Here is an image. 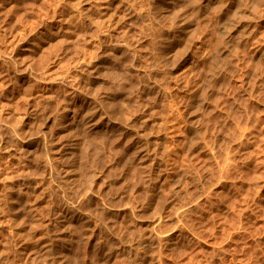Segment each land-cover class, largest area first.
<instances>
[{
    "label": "rangeland",
    "instance_id": "374dc122",
    "mask_svg": "<svg viewBox=\"0 0 264 264\" xmlns=\"http://www.w3.org/2000/svg\"><path fill=\"white\" fill-rule=\"evenodd\" d=\"M155 1L0 0V264H264V0Z\"/></svg>",
    "mask_w": 264,
    "mask_h": 264
},
{
    "label": "bare ground",
    "instance_id": "6f19581e",
    "mask_svg": "<svg viewBox=\"0 0 264 264\" xmlns=\"http://www.w3.org/2000/svg\"><path fill=\"white\" fill-rule=\"evenodd\" d=\"M156 1H157V0H156ZM156 1H155V2H156ZM167 1L169 2L170 0H166V2H167ZM173 1H174V0H173ZM178 1H179V0H178ZM247 1H248V0H247ZM256 1H257V4H258V1H259V0H256ZM256 1H255V4H256ZM261 1H262V0H260V2H261ZM183 2H184V1H182V3H183ZM186 2H187V1H186ZM194 2H196V1H193V3H194ZM238 2H239V0L237 1V3H238ZM245 2H246V0H245ZM249 2H250V0H249ZM251 2L254 3L253 1H251ZM251 2H250V3H251ZM179 3H180V2H179ZM187 3H188V2H187ZM191 3H192V1H191ZM191 3H190V4H191ZM196 3H198V2H196ZM200 3H201V0H200ZM241 3L243 4L244 2L241 0ZM241 3H240V5H242ZM160 4H162V3H160ZM238 4H239V3H238ZM247 4H248V3H247ZM261 4H262V3H261ZM196 5H197V4H196ZM232 5H233V4H232ZM248 5H249V4H248ZM248 5H247V6H248ZM158 6H159V5H158ZM263 6H264V5H263ZM154 7H155V6H154ZM162 7H163V6H162ZM172 7H173V5H172ZM231 7H232V6H231ZM242 7H245V6H242ZM261 7H262V6H261ZM164 8H165V7H164ZM235 8H236V7H235ZM246 8L248 9V7H246ZM229 9H230V8H229ZM231 9H232V8H231ZM237 9H238V11H239V7H238ZM237 9H236V11H237ZM240 9H241V8H240ZM243 9H244V8H243ZM259 9H260V8H259ZM164 10H165V9H164ZM166 10H167V9H166ZM170 10H171V9H170ZM179 10H180V9H179ZM227 10H228V8H227ZM250 10H251V9H250ZM250 10H248V11H250ZM257 10H258V8H257ZM257 10L255 9L254 11H257ZM260 10H261V9H260ZM158 11H159V10H158ZM168 11H169V10H168ZM177 11H178V10H177ZM177 11L174 10L175 14H176ZM180 11H181V10H180ZM231 11H232V10H231ZM263 11H264V10L262 9V13H261V14H263ZM174 12H173V13H174ZM225 12H227V11H225ZM241 12H242V11H241ZM241 12L238 13V15L240 14V15L242 16V18H241V17H240V18L243 19V15H244V14L242 15ZM245 12H246V11H245ZM257 12H258V11H257ZM164 13H165V12H164ZM177 13H179V11H178ZM180 13H181V12H180ZM243 13H244V12H243ZM157 14H159V13H157ZM157 14L155 13V15H157ZM161 14H162V13H161ZM175 14H174V15H175ZM236 14H237V13H236ZM248 14H250V13H248ZM248 14L246 13V16H250V15H248ZM261 14H260V15H261ZM165 15H166V14H165ZM168 15L171 16L170 13H169ZM238 15H237V16H238ZM255 15H256V12H255L254 16H252V14H251L252 17H255ZM257 15H258V14H257ZM149 16H150V15H149ZM161 16H162V15H161ZM237 16H236V17H237ZM258 16H259V15H258ZM258 16H257L256 18H258ZM154 17H156V16H154ZM162 17H163V16H162ZM164 17H166V16H164ZM184 17H185V16H184ZM232 17H235V16L232 15ZM236 17H235V18H236ZM259 17H260V16H259ZM122 18H123V17H122ZM147 18H148V17H147ZM169 18H171V17H169ZM162 19H163V18H162ZM175 19H176V18H175ZM231 19H232V18H231ZM254 19H255V18H254ZM261 19H262V18H261ZM261 19H260V20H261ZM152 20H153V19H152ZM159 20H160V19H159ZM249 20H250V19H249ZM260 20H257V21H260ZM119 21H120V20H119ZM150 21H151V19H150ZM157 21H158V19H157ZM157 21H156V22H157ZM171 21H172V20H171ZM174 21H175V20H174ZM176 21H177V20H176ZM187 21H188V20H187ZM187 21H186V23H188ZM232 21H233V20H232ZM239 21H240V19H239ZM245 21H246V20H245ZM250 21H251V20H250ZM257 21H255V23H256ZM160 22H161V21H160ZM172 22H173V21H172ZM184 22H185V21H184ZM178 23H179V21H178ZM186 23H184V24H186ZM232 23H233V22H232ZM240 23H241V22H240ZM242 23H243V22H242ZM247 23H248V22H247ZM255 23H254V24H255ZM257 23H258V22H257ZM153 24H154V23H153ZM159 24H160V23H159ZM181 24H183V23L180 22V25H181ZM236 24H237V23L235 22L234 25L236 26ZM168 25H169V24H167L166 26H168ZM186 25H187V24H186ZM238 25H239V24H238ZM238 25H237V26H238ZM163 26H164V25H163ZM174 26H175V28H177V27L179 26V24H178L177 27H176V24H174ZM243 26H244V24H243ZM245 26H246V25H245ZM170 27H171V26H170ZM256 27H257V24H256ZM182 28H183V27H182ZM182 28H180V29H182ZM244 28H245V27H243V29H244ZM167 29L170 30V28H168V27H167ZM167 29H166V30H167ZM171 29H172V28H171ZM251 29H252V28H251ZM251 29H250V30H251ZM253 29H254V28H253ZM256 29H257V28H256ZM162 30H163V29H162ZM182 30H183V29H182ZM245 30H247V29H245ZM250 30H248V31H250ZM259 30H260V29H259ZM175 31H176V30H175ZM256 31H257V30H256ZM260 31H261V30H260ZM171 32H172V31H171ZM182 32H184V31H182ZM245 32H246V31H244V33H245ZM252 32L255 33L254 31H252ZM175 33H176V32H175ZM244 33H243V36H245ZM253 33H252V35H253ZM258 33H259V32H258ZM260 33H261V32H260ZM156 34H157V33H156ZM156 34H154V35H156ZM158 34H159V33H158ZM179 34H180V33H179ZM255 34H256V33H255ZM261 34H262V33H261ZM261 34H260V35H261ZM152 35H153V34H152ZM154 35H153V36H154ZM172 35H173V34H172ZM176 35H177V34H175V36H176ZM248 35H249V32H248ZM250 35H251V34H250ZM252 35H251V36H252ZM163 36H164V35H163ZM167 36H168V35H167ZM167 36H166V37H167ZM173 36H174V35H173ZM243 36H242V37H243ZM246 36H247V34H246ZM262 36H263V35H262ZM108 37H109V36H108ZM156 37H157V36H156ZM111 38H112V36H111ZM163 38H164V37H163ZM249 38H250V37H249ZM252 38H254V37H251V39H252ZM161 39H162V38H161ZM169 39H170V37H169ZM179 39H180V38H179ZM243 39H244V38H243ZM254 39H257V37L254 38ZM262 39H263V38H262ZM112 40H113V39H112ZM125 40H126V39H125ZM157 40H158V38H157ZM113 41H114V40H113ZM126 41H127V40H126ZM169 41H170V40H169ZM175 41H176V40H175ZM247 41H248V37H247ZM252 41H253L254 43H255V42H259V39H258V41H257V40H252ZM252 41H251V42H252ZM260 41H261V40H260ZM262 41H263V40H262ZM109 42H110V41H109ZM127 42H128V41H127ZM173 42H174V41H173ZM115 43H116V42H114V44H115ZM158 43H159V42H158ZM167 43H168V42H167ZM118 44H119V43H118ZM122 44H124V42L121 43V45H122ZM129 44H130V43H129ZM171 44H172V43H171ZM124 45L126 46V42H125ZM130 45L132 46V44H130ZM257 45H259V44H257ZM127 46H128V45H127ZM135 46H136V45H135ZM108 47H109V46H108ZM112 47H114V46H112ZM128 47H130V46H128ZM174 47H175V46H174ZM256 47H257V46H256ZM118 48H119V47H118ZM123 48H124V47H123ZM132 48H133V47H132ZM108 49H109V48H108ZM116 49H117V48H116ZM116 49H115V50H116ZM128 49H130V48H128ZM165 49H166V48H165ZM177 49H178V48H177ZM258 49H259V48H258ZM113 50H114V49H113ZM122 50H123V49H122ZM130 50H131V49H130ZM134 50H135V49H134ZM137 50H138V49H137ZM166 50H168V48H167ZM179 50H180V49H179ZM256 50H257V49H256ZM126 51L128 52L127 49H126ZM109 52H110V53H109ZM112 52H114V51H112ZM115 52H116V51H115ZM124 52H125V50H124ZM134 52H136V51H134ZM137 52H138V51H137ZM181 52H182V51H181ZM108 53H109L108 55H110V54H111V51H108ZM128 53H129V52H128ZM128 53H127V54H128ZM132 53H133V52H132ZM132 53H130V54H132ZM164 53H165V52H164ZM173 53H174V52H173ZM183 53H184V52H183ZM185 53H186V52H185ZM185 53H184V54H185ZM263 53H264V52H263ZM105 54H107V53H105ZM114 54H115V53H114ZM114 54H113V57L115 56ZM120 54H122V53H120ZM120 54H118V55L120 56ZM168 54H169V53H168ZM180 54H181V53L179 52V55H180ZM186 54H187V53H186ZM261 54H262V52H261ZM261 54H260V55H261ZM118 55L116 54V56H118ZM124 55H125V54H124ZM135 55H137V54H135ZM262 55H263V54H262ZM262 55H261V56H262ZM104 56H105V55H104ZM110 56H112V54H111ZM125 56H126V55H125ZM163 56H164V55H163ZM175 56H176V55H174V57H175ZM186 56H187V55H186ZM136 57H137V56H136ZM166 57H167V56H165V58H166ZM236 57H237V56H236ZM239 57H240V56H239ZM248 57H250V56H248ZM252 57H253V56H252ZM263 57H264V55H263ZM263 57H262V58H263ZM107 58L109 59L108 56H107ZM122 58H123V55H122L121 59H122ZM127 58H128V57H127ZM176 58H177V57H176ZM176 58H174V59H176ZM180 58H181V57H180ZM253 58H254V57H253ZM262 58H259V59L261 60ZM112 59H113V58H112ZM131 59H132V58H131ZM131 59H130V61H131ZM169 59H170V58H168V60H169ZM171 59H172V58H171ZM178 59H179V58H177V59L175 60L174 63H177L176 61H178ZM186 59H187V57H186ZM106 60H107V59H106ZM113 60H115V59H113ZM125 60H126V59H125ZM179 60H180V59H179ZM181 60H182V59H181ZM240 60H241V59H240ZM240 60H239V61H240ZM247 60H248V58H247ZM253 60H254V59H253ZM260 60H258V61H260ZM116 61H118V63H119V57H118V60H116ZM116 61H115V62H116ZM121 61H122V60H121ZM121 61H120V62H121ZM173 61H174V60H173ZM242 61H243V60H242ZM254 61H255V60H254ZM111 62H112V61H111ZM127 62H128V59H127ZM134 62H135V57H134V61H133V63H134ZM255 62H257V61H255ZM260 62H261V61H260ZM133 63H132V64H133ZM135 63H136V62H135ZM171 63H173V62H171ZM171 63H170V64H171ZM174 63H173V64H174ZM246 63H247V62H246ZM261 63H263V61H262ZM104 64H105V63H104ZM125 64H127V63H125ZM128 64H129V63H128ZM170 64H169V65H170ZM173 64H171V65L173 66ZM258 64H259V62H258L256 65H258ZM108 65H109V64H108ZM171 65H170V66H171ZM175 65H176V64H175ZM243 65H244V64H243ZM117 66H118V65H117ZM121 66H123V65L121 64ZM124 66H125V65H124ZM128 66H129V65H128ZM130 66H131V65H130ZM239 66H240V65H239ZM259 66H260V65H259ZM108 67H109V66H108ZM112 67H113V66H112ZM245 67H247V66H245ZM256 67H257V66H256ZM260 67H261V66H260ZM260 67H259V68H260ZM110 68H111V67H110ZM115 68H116V67H115ZM123 68H124V67H123ZM125 68H126V67H125ZM131 68H132V67H131ZM177 68H178V67H177ZM240 68H241V67H240ZM240 68H239V69H240ZM243 68H244V66H243ZM248 68L251 69L252 67H251V68L248 67ZM257 68H258V67H257ZM111 69H113V68H111ZM117 69H118V67H117ZM117 69H116V70H117ZM120 69H121V67H120ZM246 69H247V68H246ZM249 69H248V70H249ZM116 70H115V71H116ZM228 70H231V69H228ZM244 70H245V69H244ZM248 70H247V71H248ZM253 70H254V69H253ZM111 71H112V70H111ZM258 71H259V70H258ZM258 71H256V72L258 73ZM262 71H263V70H262ZM123 72H124V71H123ZM232 72H233V71H232ZM253 72H254V71H253ZM110 73H111V72H110ZM113 73H114V69H113ZM117 73H119V72H117ZM127 73H128V72H127ZM150 73L152 74V72H150ZM261 73H262V72H261ZM261 73H260V74H261ZM115 74H116V73H115ZM147 74H148V73H147ZM239 74H240V73H239ZM253 74H256V73L254 72ZM117 75H118V74H117ZM152 75H153V74H152ZM244 75H245V74H244ZM249 75H250V74H249ZM249 75H248V77H249ZM256 75H257V74H256ZM256 75H254V76H256ZM122 76L124 77L123 74H122ZM237 76H238V75H237ZM113 77L115 78L114 74H113ZM120 77H121V76H120ZM151 77H152V76H150V78H151ZM229 77H230V76H229ZM234 77H236V76L234 75ZM114 78H113V79H114ZM116 78H117V77H116ZM127 78H128V77H127ZM237 78H238V77H237ZM251 78H253V75H252V77H250L249 79H251ZM113 79H112V80H113ZM256 79H257V78H256ZM258 79H259V78H258ZM258 79H257V80H258ZM238 80H239V78H238ZM242 80H243V79H242ZM245 80H246V79H245ZM259 80H260V79H259ZM114 81H115V79H114ZM125 81H126V80L124 79V82H125ZM251 81H252V80H251ZM254 81H255V79H254ZM249 83H250V80H249ZM251 83H252V82H251ZM256 83H257V82H256ZM243 84H244V83H243ZM252 85H253V84H252ZM259 85H260V84H259ZM122 86H123V85H122ZM250 86H251V85H250ZM253 87H254V86H253ZM255 87H256V86H255ZM248 88H249V87H248ZM250 88H251V87H250ZM259 88H260V87H259ZM151 89H152V88L150 87V90H151ZM254 89H255V88H254ZM248 90H249V89H248ZM248 90H247V91H248ZM251 90H252V89H251ZM148 91H149V90H148ZM238 91H239V90H238ZM249 91H250V90H249ZM146 93H147V92H146ZM150 93H151V92H150ZM251 94H252V93H251ZM251 94H250V95H251ZM253 94H254V93H253ZM256 94H257V93H256ZM108 95H110V94H108ZM146 95H147V94H146ZM258 95H259V94H258ZM262 95H263V94H262ZM144 96H145V95H144ZM247 96H248V95H247ZM254 96H256V95H253V97H254ZM260 96H261V95H260ZM260 96H259V97H260ZM111 97H112V95H111ZM241 97H242V99H243V96H241ZM256 97H257V96H256ZM246 98H248V97H246ZM249 98H250V97H249ZM249 98H248V99H249ZM263 98H264V96H263ZM97 99H98V98H97ZM240 99H241V98H240ZM242 99H241V100H242ZM248 99H247V100H248ZM261 99H262V98H261ZM109 100H110V99H109ZM241 100H239V102H240L239 104H241ZM243 100H244V99H243ZM247 100H244V101H247ZM262 100H264V99H262ZM262 100H260V101L262 102ZM99 101L101 102V100H99ZM102 101H104V99H103ZM150 101H151V100H150ZM156 101H157V100H156ZM250 101H251V100H250ZM252 101H254V100H252ZM109 102H110V101H109ZM111 102H112V101H111ZM248 102H249V101H248ZM106 103H107V102H106ZM150 103H151V102H150ZM153 103H155V101H154ZM244 103H247V102H244ZM244 103H242V106H243V105H246V104H244ZM252 103H253V102H252ZM258 103H259V102H258ZM103 104H105V102H103ZM103 104L101 103V106H102ZM113 104H115V103H113ZM239 104H237V105H239ZM255 104H256V103H255ZM106 105H107V104H106ZM109 105L112 106V104H109ZM147 105H148V104H146L145 106H147ZM152 105H153V104H152ZM155 105H156V104H155ZM249 105H250V104H248V106H249ZM251 105H252V104H251ZM251 105H250V108H251ZM113 106H114V105H113ZM113 106H112V107H113ZM258 106H259V105H258ZM105 107H106V106H105ZM105 107L103 106L102 108H105ZM147 107H148V106H147ZM109 108L112 109L111 107H109ZM242 108H243V107H242ZM247 108H248V107H247ZM247 108H245V110H249V109H247ZM254 108H255V106H254ZM263 108H264V107H263ZM114 109H115V107H114ZM146 109H147V108H145V110H146ZM251 109H252V108H251ZM256 109H257V108H256ZM108 110H109V109H108ZM145 110H144V111H145ZM258 110H259V109H258ZM261 110H262V109H261ZM114 111H115V110H114ZM114 111H113V112H114ZM148 111H149V110H148ZM151 111H152V110H151ZM252 111H253V110H252ZM256 111H257V110H255V112H256ZM228 112H229V111H228ZM262 112H263V111H262ZM137 113H138V112H137ZM258 113H259V112H257V114H258ZM263 113H264V112H263ZM111 114H112V111H111ZM111 114H110V115H111ZM147 114H148V113H147ZM227 114H229V113H227ZM255 114H256V113H255ZM263 115H264V114H263ZM112 116H113V115H112ZM152 116H154V115H152ZM256 116H257V115H256ZM258 116H259V115H258ZM114 117H115V116H114ZM136 117H137V116H136ZM140 117H141V116H140ZM143 117H144V116H143ZM149 117H150V116H149ZM149 117H148V119L153 118V117H150V118H149ZM230 117H231V116H230ZM232 117H233V116H232ZM259 117H260V116H259ZM115 118L117 119L118 117H115ZM138 118H139V117H138ZM145 118H146V117H145ZM257 118H258V117H257ZM257 118H256V119H257ZM260 118H261V117H260ZM135 119H136V118H135ZM233 119H234V118H233ZM233 119H232V121H233ZM261 119H263V118H261ZM261 119L259 120V121H261L260 123H262V120H261ZM142 120H144V119H142ZM142 120H141L140 122H143ZM145 120H146V119H145ZM229 120H231V119H229ZM234 120H235V119H234ZM263 120H264V119H263ZM96 121H98V120L96 119ZM116 121H117V120H116ZM118 121H119V120H118ZM149 121H150V120H149ZM235 121H236V120H235ZM135 122H136V121H135ZM147 122H148V121H147ZM235 123H236V122H235ZM237 123H238V122H237ZM237 123H236V124H237ZM256 123H257V122H255V124H256ZM112 124H113V123H112ZM122 124H123V123H122ZM122 124H121V125H122ZM142 124H143V123H142ZM150 124H151V123H150ZM240 124H241V123H240ZM240 124H239V125H240ZM91 125H92V123H91ZM133 125L136 126L134 123H133ZM137 125H138V124H137ZM144 125H145V124H144ZM152 125H153V123H152ZM237 125H238V124H237ZM241 125H242V124H241ZM246 125H248V124H246ZM257 125L259 126V125H261V124L258 123ZM262 125H264V124H262ZM97 126H98V125H97ZM111 126H112V125H111ZM118 126H119V125H118ZM131 126H132V124H131ZM139 126H140V124H139ZM139 126H138V127H139ZM142 126H143V125H141V127H142ZM243 126H244V125H243ZM95 127H96V125H95ZM238 127L240 128V127H242V126H238ZM91 128H93V127H91ZM91 128H90V129H91ZM96 128H97V127H96ZM123 128H124V127H123ZM132 128H133V127H132ZM134 128H135V127H134ZM146 128H147V125H146ZM236 128H237V127H236ZM242 128H243V127H242ZM242 128H240V129H242ZM247 128H248V127H247ZM247 128H246V129H243V130H248ZM111 129H112V128H111ZM118 129H119V128H118ZM141 129H142V128H141ZM143 129H144V128H143ZM138 130H139V129H137L136 131H138ZM243 130H242V131H243ZM111 131H113V130H111ZM115 131H116V130H115ZM120 131H121V130H120ZM141 131H142V130H141ZM242 131H241V132H242ZM246 132H247V131H245L244 134H245ZM250 132H251V131H250ZM138 133H139V132H138ZM142 133H143V132H142ZM145 133H146V132H144L143 134H145ZM147 133H149V130H147ZM151 133H152V132H150L149 134H151ZM239 133H240V132H239ZM149 134H148V136H149ZM244 134H242V135H244ZM250 134H251V133H250ZM140 135L142 136L141 133H140ZM140 135H138V136L140 137ZM152 135H153V133H152ZM240 135H241V133H240ZM247 135H248V133L245 134L244 137H247ZM146 136H147V135H146ZM146 136H143V138H144V137L146 138ZM139 137H138V138H139ZM238 137H239V136H238ZM77 138H78V137H77ZM140 138H141V137H140ZM143 138H142V139H143ZM232 138H233V136H232ZM242 138H243V137H242ZM247 138H248V137H247ZM142 139H141V140H142ZM149 139H150V138H149ZM149 139L147 138V140H149ZM151 139H152V138H151ZM153 139H154V138H153ZM237 139H238V138L236 137V140H237ZM80 140H81V139H80ZM90 140H91V139H90ZM145 140H146V139H145ZM155 140H156V139H155ZM231 140H232V139H231ZM231 140H230V141H231ZM243 140H244V139H243ZM152 141H153V140H152ZM237 141H238V140H237ZM239 141H241V138H239ZM144 142L146 143V141H144ZM242 142H243V141H242ZM244 142H245V141H244ZM138 143H139V139H138ZM148 143L151 144V143H154V142H148ZM148 143H146V144H148ZM141 144H142V142L140 143V145H141ZM150 144H148V145H150ZM240 144H242V143H240ZM96 145H97V144H96ZM140 145H139V146H140ZM153 145H154V144H153ZM29 146H30V145H29ZM99 146H100V145H99ZM128 146H129V145H128ZM146 146H147V145H146ZM128 148H129V147H128ZM140 148H142V146H141ZM146 148H147V147H145V151L143 152V153H145V154L140 158V162H141V159L144 158V156H146V155L148 154L149 150H150V149L148 150V149H146ZM155 148H156V147H155ZM155 148L153 147L152 150H155ZM66 149H67V148H66ZM123 150H124L123 152H125V149H123ZM152 150H151V151H152ZM128 151H129V150H128ZM69 152H71V151H69ZM73 153H74V152H73ZM125 153H127V152H125ZM143 153H141V155H142ZM150 153H151V152H150ZM128 154H129V153H128ZM128 154H126V156H127ZM130 154H131V153H130ZM132 154H133V153H132ZM135 154H136V153H135ZM156 154H157V153H156ZM68 155H69V154H68ZM73 155H74V156H77V155H75V154H73ZM73 155H72L71 157H73ZM121 155H122V154H121ZM123 156H124V155H123ZM132 156H133V155H132ZM130 157H131V156H130ZM155 157H156V156H155ZM77 158H79V157H77ZM147 158H148V157H147ZM147 158H146V159H147ZM69 159H72V158H69ZM74 159H76V158H74ZM74 159H73V160H74ZM128 159H129V155H128ZM130 159L133 160V161H135V160L139 159V157H137V156H133V157L130 158ZM130 159H129V160H130ZM77 160H78V159H77ZM123 160H124V159H123ZM125 160H126V159H125ZM129 160H127V163H128ZM131 160H130V161H131ZM75 161H76V160H75ZM81 161H83V160H81ZM81 161H80V162H81ZM133 161H131L130 163L132 164ZM143 161H144V160H143ZM143 161H142V162H143ZM73 162H74V161H73ZM118 162H119V160H118ZM140 162H139V163H140ZM146 162H147V161H146ZM83 163H84V161H83ZM123 163H124V162H123ZM123 163H122V166H123ZM136 163H138V162H136ZM81 164H82V163H81ZM86 164H87V163H86ZM124 164H125V163H124ZM133 164H134V167H136V166H135V162H133ZM144 164H145V163H144ZM73 165H74V164H72V166H73ZM75 165H76V164H75ZM82 165H83V164H82ZM128 165H129V164H128ZM136 165H137V164H136ZM146 165H147V164H146ZM83 166H84V165H83ZM83 166H82V167H83ZM131 166H132V165H131ZM148 166H149V163H148ZM76 167H77V166H76ZM134 167H133V168H134ZM138 167H139V165L137 166V168H138ZM143 167H146V168H147V166H145V165H144ZM149 167H151V166H149ZM73 168H74V167H73ZM78 168H79V167H78ZM85 168H86V166L84 167V169H85ZM129 168H130V167H129ZM129 168H128V169H129ZM140 168H141V167H140ZM159 168H160V167H159ZM75 169L77 170V168H75ZM75 169H74V170H75ZM79 169H80V168H79ZM86 169H87V168H86ZM131 169H132V168H131ZM149 169H150V168H149ZM152 169H153V168H152ZM152 169H151V170H152ZM70 170H71V169H70ZM72 170H73V169H72ZM74 170H73L72 173H74ZM81 170H82V169H81ZM92 170H93V169H92ZM92 170H90V172H93ZM124 170H125V169H124ZM124 170H123V171H124ZM133 170H134V169H132V171H133ZM68 171H69V170H68ZM79 171H80V170H79ZM123 171H122V172H123ZM136 171H137V170H136ZM138 171H139V170H138ZM144 171H145V170H144ZM149 171H150V170H149ZM153 171H154V170H153ZM130 172H131V171H130ZM130 172H129V173H130ZM134 172H135V171H134ZM134 172H133V173H134ZM140 172H141V171H140ZM66 173H67V172H66ZM78 173H79V172H78ZM145 173H146V172H145ZM151 173H152V172H151ZM79 174H80V173H79ZM79 174H78V175H79ZM94 174H95V173H94ZM116 174H117V173H116ZM124 174H125V173H124ZM141 174H142V173H141ZM67 175H69V173H68ZM67 175H66V176H67ZM120 175H121V174H120ZM128 175H129V174H128ZM135 175H136V174H135ZM150 175H151V174H150ZM93 176H95V175H93ZM142 176L144 177V173H143ZM67 177H68V176H67ZM116 177H117V176H116ZM128 177H129V176H128ZM131 177H132V175H131ZM131 177H130V179L132 180ZM136 177H137V175H136ZM146 177H147V176H146ZM146 177H145V178H146ZM148 177H149V176H148ZM69 178H70V176H69ZM76 178H78V180H79V177H78V176H77ZM145 178H144V179H145ZM149 178H152V177H149ZM72 179H73V178H72ZM74 179H75V177H74ZM121 179H122V178H121ZM125 179H126V178H125ZM130 179H128V180H130ZM133 179H135V178H133ZM147 179H148V178H147ZM141 180H142V178H141ZM141 180H139V181H141ZM75 181H77V180H75ZM117 181H118V180H117ZM124 181H125V180H124ZM146 181H147V180H146ZM150 181H151V180L149 179V182H150ZM77 182H78V181H77ZM143 182H144V181H143ZM143 182H141V183H143ZM149 182H148V183H149ZM126 183L128 184V181L125 182V185H126ZM148 183H147V185L144 184V186H148ZM119 184H120V183H119ZM134 184H135V183H134ZM149 184H150V183H149ZM120 185H121V184H120ZM120 185H119V186H120ZM129 185H130V184H129ZM138 185H139V184H138ZM138 185H137V187H138ZM141 185H142V184H141ZM117 186H118V185H117ZM123 187H124V185L121 186L120 188H123ZM118 188H119V187H118ZM125 188H126V187H125ZM133 189H134V187H133ZM134 191H135V190H134ZM133 207H134V206H133ZM156 207H157V205H156ZM121 208H122V207H121ZM126 208H127V207H126ZM127 209H128V208H127ZM127 209H126V210H127ZM130 209H131V208H130ZM118 210H119V209H118ZM121 210H122V209H121ZM121 210H119V212H120ZM131 210H132V209H131ZM155 210H156V209L153 210V213L156 212ZM108 211H109V210H108ZM108 211H107V212H108ZM110 212H111V210H110ZM115 212H116V211H115ZM129 212H131V211H129ZM105 213H106V212H105ZM126 213H127V212H126ZM126 213H125V214H126ZM153 213H152V215H153ZM177 213H178V212H177ZM113 215H114V214H113ZM117 215H118V214H117ZM152 215L150 216V218L152 217ZM180 215H181V214H180ZM180 215H179V216H180ZM106 216H107V218L105 217V219H107V220H109V221H111V220L113 219V218H112L111 220L108 219V214H107ZM154 216H155V215H154ZM181 216H182V215H181ZM181 216H180V217H177V218L180 219ZM111 217H112V215H111L109 218H111ZM113 217H114V216H113ZM156 217H158V216H156ZM160 217H161V216H160ZM71 218H72V217H71ZM73 218H75V217H73ZM150 218H149V219H150ZM177 218H175L176 221H179V219L177 220ZM79 219H80V217H79ZM115 219H116V218H115ZM159 219H161V218H159ZM107 220H105V222H106ZM153 220H154V219H153ZM157 220H158V219H157ZM109 221H108V222H109ZM112 221H113V220H112ZM154 221H155V220H154ZM174 221H175V220H174ZM176 221H175V222H176ZM74 222H75V221H74ZM108 222H107V223H108ZM114 222H115V221H114ZM69 223H70V220H69ZM72 224H73V222H72ZM74 224H76V223H74ZM78 224H79V223H78ZM111 224H112V223H111ZM70 226H72V225H70ZM75 226H76V225H75ZM75 226H74V227H75ZM83 226H84V225H83ZM83 226H82V228H83ZM86 227H87V226H86ZM86 227H85L84 233H85V231L87 230ZM75 228L77 229V227H75ZM75 228H73V229L71 230V232H72L73 230H75ZM83 229H84V228H83ZM112 229H114V228H112ZM115 229H117V228H115ZM115 229H114V231L112 230V231L114 232V234L117 233V232L115 233V231H117V230H115ZM151 230H152V229H151ZM78 231L80 232V228L78 229ZM112 231H111V232H112ZM153 231H154V230H152L151 233H152ZM74 232H76V231H74ZM74 232H72V233H74ZM82 232H83V230H81V233H82ZM81 233H80V235H81ZM86 233H87V232H86ZM86 233H85V234H86ZM151 233H150V235H151ZM153 233H154V232H153ZM75 234L78 235L79 233L77 232V233H74V235H75ZM82 234H83V233H82ZM150 235H149V236H150ZM158 236H159V234H158ZM114 237H115V236H114ZM114 237H113V238H114ZM159 237H160V236H159ZM113 238H112V239H113ZM118 238H119V237H118ZM121 238H122V237H121ZM116 239H117V238H116ZM116 239H115V240H116ZM113 240H114V239H113ZM115 240H114V241H115ZM120 240H121V239H120ZM120 240H116L117 243H119ZM125 240H126V239L124 238L123 241H125ZM120 242H121V241H120ZM121 243H123V242H121ZM124 243H125V242H124ZM124 243H123V245H124ZM65 248H66V247H65ZM63 249H64V248H63ZM63 249H62V250H63ZM70 252H71V248H70ZM61 253H62V252H61ZM63 253H64V252H63ZM63 253L61 254V256L65 255V253H64V254H63ZM66 254H67V253H66ZM68 254H69V252H68ZM68 254H67V255H68ZM109 254H110V253H109ZM67 255H65V256H67ZM69 255H70V254H69ZM106 256H107V255H106ZM110 256H111V255H110ZM68 257H72V255H71V256H68ZM112 257H113V256H112ZM62 258H63V257H62ZM65 258H67V257H64L63 260H65ZM106 258H107V257H106ZM110 258H111V257H110ZM68 259L70 260L71 258H68ZM107 259H108V258H107ZM107 259H106V260H107ZM66 260H67V259H66ZM69 260H68V261H69ZM106 260H105V261H106ZM70 261H71V260H70ZM109 261H110V260H109ZM65 262H66V261H65ZM106 262H108V261H106ZM63 263H64V261H63ZM66 264H68V262H67ZM71 264H72V262H71ZM105 264H106V263H105Z\"/></svg>",
    "mask_w": 264,
    "mask_h": 264
}]
</instances>
